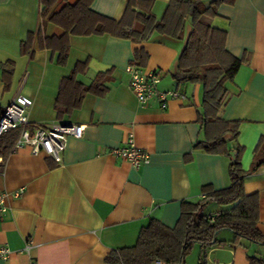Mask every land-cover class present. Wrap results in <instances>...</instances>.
<instances>
[{"label":"crops","instance_id":"crops-1","mask_svg":"<svg viewBox=\"0 0 264 264\" xmlns=\"http://www.w3.org/2000/svg\"><path fill=\"white\" fill-rule=\"evenodd\" d=\"M42 0H0V112L17 96L31 99L26 107L31 123L84 125L81 137L68 136L60 163L28 147L2 157L0 190L7 192L0 210V245L12 252L0 264H111L112 249L132 246L151 218L174 226L182 202H195L203 187L224 188L230 183L229 164L240 150L246 193L258 194V230L264 234V173L252 170L264 162V0H230L216 7L211 26L226 32V50L242 60L218 115L238 121L236 140L226 137L228 154L194 148L203 136L198 120L202 87L178 83L177 60L191 25L185 20L181 38L154 32L134 43L111 34L71 35L64 64L54 49L40 46L39 37L60 36L64 29L50 19L78 0H56L42 15ZM170 0H153L160 18ZM212 0H202L208 6ZM127 0H91L90 8L120 20ZM32 37L30 43L29 39ZM37 39V40H36ZM28 43L27 51H22ZM135 48L148 54L142 67L157 71L159 90H177L179 97L161 106L156 98L138 102L129 86L126 66ZM77 68L75 80L89 85L100 74L103 94L86 93L68 113H58L62 79ZM131 136L148 160L134 168L113 156L111 149ZM22 189L16 197L14 193ZM229 206L207 204L208 213ZM221 243L208 248L193 245L183 264H250L248 254L264 259V246L232 242L220 230ZM30 242V251L22 247ZM113 264V263H112Z\"/></svg>","mask_w":264,"mask_h":264},{"label":"trees","instance_id":"trees-1","mask_svg":"<svg viewBox=\"0 0 264 264\" xmlns=\"http://www.w3.org/2000/svg\"><path fill=\"white\" fill-rule=\"evenodd\" d=\"M224 1L212 0L208 6L202 0H170L160 18L150 8L153 0H127L124 14L120 20L92 11L91 0H78L67 4L58 12H50V19L63 27L60 36L37 37L40 46L52 48L57 52V62H66L71 35L111 34L139 43L154 33L181 38L185 20L189 19L191 31L177 62L174 77L178 83H199L202 87L201 110L198 120L202 126V138L194 148L206 152L228 154L226 137L236 140L239 132L238 121L223 120L218 111L224 105L228 95L225 85L231 81L242 60L230 54L225 44L226 32L210 25L209 20L216 14V7ZM56 0H42V15L48 14ZM32 37L29 39V43ZM37 40V39H36ZM28 43L22 51L26 52ZM148 54L135 48L132 64L143 67ZM77 68L60 83L58 113L70 112L77 107L83 96L88 93L103 94L105 86L101 75L89 85L75 80ZM18 129H10L0 135V155L8 152L15 142ZM240 150L229 164L228 186L214 189L210 185L203 187V196L195 202L183 201L178 221L172 227L151 218L137 234L134 245L112 249L105 256V262L113 264H153L155 260L183 264L185 256L193 245L203 249L221 243L217 238L220 230L232 233V242L248 241L264 246V234L258 230L259 221L258 194L246 193L244 176L247 170L240 163ZM260 163H255L252 170ZM209 202L229 206L216 213L206 212ZM212 215V219L208 217ZM250 264H264V259L248 254ZM199 264H204L205 254L200 255Z\"/></svg>","mask_w":264,"mask_h":264},{"label":"built area","instance_id":"built-area-1","mask_svg":"<svg viewBox=\"0 0 264 264\" xmlns=\"http://www.w3.org/2000/svg\"><path fill=\"white\" fill-rule=\"evenodd\" d=\"M129 76V86L140 103L156 98L161 106H165L167 100H172L180 96L177 90H159L157 83L159 75L157 71H146L142 67L129 63L126 68ZM31 104V99L24 96H17L11 103L2 107L0 112V135L10 129H18V135L11 146L13 150L28 147L32 152L42 149L56 163L62 160V152L66 147L67 137H81L84 125L81 124H62L50 123L39 124L31 123L27 118L26 107ZM121 146L111 149L113 156L127 160L134 168L139 167L148 160V153L137 147L131 136H128ZM3 157L0 155V174H2ZM254 172L264 173V162L255 167ZM22 189L14 193L18 196ZM7 192L0 190V210L5 208V198ZM212 219V215H208ZM32 245L26 242L22 247L25 252L30 251ZM12 249L6 245H0V258L6 259L10 256ZM153 264H175L155 260Z\"/></svg>","mask_w":264,"mask_h":264},{"label":"rangeland","instance_id":"rangeland-1","mask_svg":"<svg viewBox=\"0 0 264 264\" xmlns=\"http://www.w3.org/2000/svg\"><path fill=\"white\" fill-rule=\"evenodd\" d=\"M206 210H208V209L206 208Z\"/></svg>","mask_w":264,"mask_h":264}]
</instances>
